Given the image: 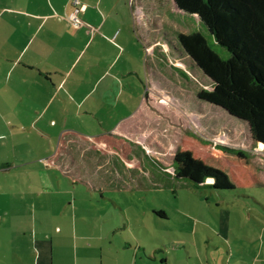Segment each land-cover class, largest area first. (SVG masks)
Instances as JSON below:
<instances>
[{
    "label": "rangeland",
    "instance_id": "obj_1",
    "mask_svg": "<svg viewBox=\"0 0 264 264\" xmlns=\"http://www.w3.org/2000/svg\"><path fill=\"white\" fill-rule=\"evenodd\" d=\"M101 1L100 7H89L94 18L87 20L94 25L104 20L101 35L107 42L99 46L97 38L91 44L95 54L88 52L107 64L116 80L109 77L108 91L99 90L107 95V112L116 111L119 121L134 113L96 137L62 133L53 156L64 125L44 123L45 116L25 123L32 118L30 110L16 107L20 87L12 91L0 85V183L8 195L26 191L32 197L42 182L57 190L59 181L62 198L69 200L76 188L82 212L89 202L88 183L103 188L90 190L92 203L97 205L100 196L116 200L142 240L146 230L164 240L165 245L154 244L166 247L169 261L170 243L187 242L192 261L201 256L204 264H245L242 250H235L249 246L243 237L258 238L257 246L264 243V111L215 87L187 60L179 50V33L201 32L222 58L227 54L198 18L177 10L173 0ZM86 78L89 89L92 79ZM95 119H87L84 129L91 136L100 131ZM50 158L61 169L44 161ZM65 173L78 181L75 186ZM101 204L113 206L109 200ZM146 208L162 210L167 218L144 216Z\"/></svg>",
    "mask_w": 264,
    "mask_h": 264
},
{
    "label": "crops",
    "instance_id": "obj_2",
    "mask_svg": "<svg viewBox=\"0 0 264 264\" xmlns=\"http://www.w3.org/2000/svg\"><path fill=\"white\" fill-rule=\"evenodd\" d=\"M79 1L82 8L77 15L82 20L81 25L75 27L67 19L72 10L69 0H0V85L12 91L20 87L16 107L20 105L30 110L32 118L25 123L36 124L45 116L44 123L64 125L58 132L53 156L58 151L62 133L96 137L113 131L134 113L125 116L121 113L119 121L116 111L107 112L110 105L103 100L107 95L99 89L108 91L109 77L113 81L116 78L111 76L107 64L100 59L95 61L90 55L95 54L91 47L94 40L99 38V46L107 42L101 35L104 20L98 25L87 20V17L94 18L89 7H100L102 1ZM88 76L92 81L89 89H85ZM94 92L99 96L94 97ZM123 92L122 85L121 94ZM121 94L116 95L118 102ZM72 101L73 108L70 107L74 105ZM52 104L54 108L49 112ZM101 108L104 112L99 111ZM21 116L27 114L21 113ZM95 118H99L95 123L99 124L100 131L91 136L84 129L87 119ZM111 122L115 124L111 128L104 125ZM44 161L60 168L52 158ZM66 178L73 186L78 182L68 175ZM56 183L57 190L53 183L42 182L32 197L26 191L20 192V196L8 195L7 186L0 183V264H204L201 256L192 261L189 255L193 251L187 242L170 243L172 252L168 254L172 253L173 259L169 261L168 256L165 257L166 247H155L157 239L153 231L146 230L142 240L141 231L131 229L128 213L116 200L100 196L97 205L92 203L95 199L90 190L101 192L103 188L86 183L90 195L89 202H85L86 211L82 212L83 205L78 211L76 188L73 187V196L67 200L58 195L62 189L59 181ZM101 200H109L113 206L100 207ZM146 209L150 211L143 213L144 216L156 215L154 208ZM158 217L167 218L166 213ZM243 238L248 240L249 246L238 253L242 263L264 264V243L257 246L253 242L258 238L250 235ZM157 241L165 245L164 240ZM238 248L236 246L235 250ZM182 249L186 250V255ZM233 256L232 253L230 258Z\"/></svg>",
    "mask_w": 264,
    "mask_h": 264
},
{
    "label": "trees",
    "instance_id": "obj_3",
    "mask_svg": "<svg viewBox=\"0 0 264 264\" xmlns=\"http://www.w3.org/2000/svg\"><path fill=\"white\" fill-rule=\"evenodd\" d=\"M173 3L181 12L196 16L227 54L222 58L201 32L179 33V50L187 60L215 87L255 110L264 111V0ZM153 213L164 214L156 210Z\"/></svg>",
    "mask_w": 264,
    "mask_h": 264
},
{
    "label": "built area",
    "instance_id": "obj_4",
    "mask_svg": "<svg viewBox=\"0 0 264 264\" xmlns=\"http://www.w3.org/2000/svg\"><path fill=\"white\" fill-rule=\"evenodd\" d=\"M69 3L72 5V10L68 13L67 15V19L69 20V22L75 26V27H79L81 25V20L78 18V11L80 8H82L80 5V1L79 0H69Z\"/></svg>",
    "mask_w": 264,
    "mask_h": 264
},
{
    "label": "water",
    "instance_id": "obj_5",
    "mask_svg": "<svg viewBox=\"0 0 264 264\" xmlns=\"http://www.w3.org/2000/svg\"><path fill=\"white\" fill-rule=\"evenodd\" d=\"M177 9V8H176ZM178 10V9H177ZM180 11V10H179Z\"/></svg>",
    "mask_w": 264,
    "mask_h": 264
}]
</instances>
